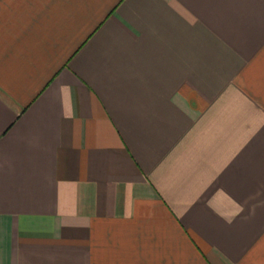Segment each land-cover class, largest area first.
Listing matches in <instances>:
<instances>
[{"label":"crops","instance_id":"obj_1","mask_svg":"<svg viewBox=\"0 0 264 264\" xmlns=\"http://www.w3.org/2000/svg\"><path fill=\"white\" fill-rule=\"evenodd\" d=\"M0 264H264V0H0Z\"/></svg>","mask_w":264,"mask_h":264}]
</instances>
